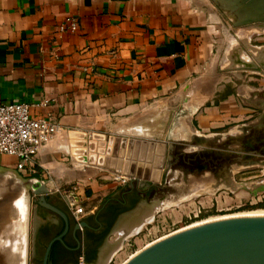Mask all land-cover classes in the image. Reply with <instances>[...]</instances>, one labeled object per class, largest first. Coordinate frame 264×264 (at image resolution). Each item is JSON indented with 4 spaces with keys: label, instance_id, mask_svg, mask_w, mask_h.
<instances>
[{
    "label": "crops",
    "instance_id": "0c3cea01",
    "mask_svg": "<svg viewBox=\"0 0 264 264\" xmlns=\"http://www.w3.org/2000/svg\"><path fill=\"white\" fill-rule=\"evenodd\" d=\"M70 16L79 30L59 31ZM230 20L212 0H0V103L29 102L60 126L35 176L68 215L69 248L56 241L52 250L75 248L92 264H110L153 220L154 193L144 189L164 179L174 146L185 147L177 158L207 152L225 161L227 182L236 155L244 177L264 175V46L249 48V59L243 50L235 70ZM16 163L0 155V164ZM36 200L46 215L38 213L34 251L43 224L45 252L66 222ZM100 224L107 235L90 253Z\"/></svg>",
    "mask_w": 264,
    "mask_h": 264
},
{
    "label": "rangeland",
    "instance_id": "374dc122",
    "mask_svg": "<svg viewBox=\"0 0 264 264\" xmlns=\"http://www.w3.org/2000/svg\"><path fill=\"white\" fill-rule=\"evenodd\" d=\"M230 19L232 20L231 17ZM231 20L230 59L233 60L232 65L234 64L236 70L242 68V62H239L244 56L243 50L246 54L244 59H249L251 58L248 54L249 48H256V45L264 46V24L239 28L232 26ZM184 149L185 147L180 146L171 149L173 157L165 163L164 179L155 185L153 220L139 233L132 235L130 244L116 255L110 264H123L146 246L180 229L213 220L215 217L252 213L264 209V192L259 191L260 187L264 186V175L258 169L254 172L255 177H244L241 157L236 155L234 160L230 157V182H227L224 171L228 164L225 161H210L206 158L210 154L207 152H204L202 160L195 159L193 155L188 159L174 157V154H184L181 153ZM11 166L0 164V176L8 181L7 184L0 186V231L4 224L15 222L17 210L14 201L21 193H25L29 196L30 205L19 233L24 234L28 241V264H39L38 257L43 255L44 239L48 237L43 234V229L40 232L41 242L36 241L34 251L33 234L40 213L35 202L36 196L31 190L28 177H24ZM4 214L6 219L3 220ZM40 214L46 215V211L42 210ZM19 233L14 231L9 237L16 238ZM10 249L11 247L6 248L8 252ZM1 255L2 252L0 262ZM13 255L16 264L20 262L19 252L15 251Z\"/></svg>",
    "mask_w": 264,
    "mask_h": 264
},
{
    "label": "water",
    "instance_id": "95a60500",
    "mask_svg": "<svg viewBox=\"0 0 264 264\" xmlns=\"http://www.w3.org/2000/svg\"><path fill=\"white\" fill-rule=\"evenodd\" d=\"M212 1L221 10L230 14L234 26L264 24V0ZM152 145L156 144L152 143ZM28 181L33 194L37 196V203L57 213L66 222L64 231L50 240L44 252L42 264H53L51 253L54 243L60 241L69 248L64 241V235L69 230L68 215L48 202L46 197L48 188L41 180L31 177ZM259 191L264 192V186H261ZM27 197L28 205L23 216L14 203L17 210L15 222L22 220L23 223L25 220L30 205L29 196ZM4 219H6V214H4ZM7 224H4L0 231L1 261L5 259L0 264H16L13 255L16 251L13 248L15 237H9L13 231L5 229ZM84 225H86L85 221L75 225L74 237L77 240V230ZM11 227L13 228V225L8 228ZM21 235L23 236L19 234L23 251L19 253L21 260L17 264H28V241L24 234ZM7 239L9 243L4 246L3 243ZM7 247H11L9 252L6 250ZM125 264H264V215L222 218L188 227L142 249Z\"/></svg>",
    "mask_w": 264,
    "mask_h": 264
},
{
    "label": "built area",
    "instance_id": "2783aa9c",
    "mask_svg": "<svg viewBox=\"0 0 264 264\" xmlns=\"http://www.w3.org/2000/svg\"><path fill=\"white\" fill-rule=\"evenodd\" d=\"M79 22L75 17H67L59 26L61 32H76ZM60 126L46 116L33 114V105L16 101L0 103V155L17 158L16 169L24 177H35L40 171L38 157L40 151L59 132ZM74 190V189H73ZM70 206L75 215L84 213V207L75 200V194L68 191ZM77 264H91L80 257Z\"/></svg>",
    "mask_w": 264,
    "mask_h": 264
},
{
    "label": "flooded vegetation",
    "instance_id": "af4514ba",
    "mask_svg": "<svg viewBox=\"0 0 264 264\" xmlns=\"http://www.w3.org/2000/svg\"><path fill=\"white\" fill-rule=\"evenodd\" d=\"M145 187H147L146 189H144L145 192L146 191L153 192V193L155 192V187H152L151 185L145 186ZM42 210L43 209H40V212H42ZM117 212L118 210H114L110 214L107 215L108 224H110L114 220ZM47 226L52 227V225L51 226L47 225ZM108 227L109 226H106V225L103 227L102 224H100L98 228H94L95 230H97V233L89 235L90 240L88 244L89 245L88 250L90 251V253L93 251L94 247H97L98 245L103 244V241L108 232ZM43 229H45V227L42 224L39 227L38 236L41 234L40 232H42ZM76 251L77 250H75V248L74 249H67L65 247L56 248V249H53L51 258L53 259L54 264H77L79 257L77 256ZM39 264H42V263H39Z\"/></svg>",
    "mask_w": 264,
    "mask_h": 264
},
{
    "label": "bare ground",
    "instance_id": "6f19581e",
    "mask_svg": "<svg viewBox=\"0 0 264 264\" xmlns=\"http://www.w3.org/2000/svg\"><path fill=\"white\" fill-rule=\"evenodd\" d=\"M254 24H263V23H254ZM250 25H253V24H250ZM241 26H249V25H241ZM241 26H238V27H241ZM156 168V167H155ZM160 168V167H159ZM155 170V169H154ZM158 171V170H157ZM162 172V171H161ZM157 175H159V172H155ZM159 178H160V176H159ZM151 180V179H150ZM160 180V179H159ZM157 181V180H156ZM7 182L8 181H6L5 179H4V177H0V186H3V185H5V184H7ZM16 207L22 212V216H23V214L25 215V213H26V208H27V205H28V197H27V195L25 194V193H21L18 197H17V199H16ZM255 215H264V209H260V210H258V211H254V212H250V213H239L238 215H235V214H233L232 216H226V217H220V218H214L213 220H217V219H222V218H229V217H236V216H255ZM213 220H210V221H213ZM22 220H20V222L19 221H16L15 223H11L12 225H13V228L11 227V228H8L9 226H12L11 224H7V225H5V229H9V230H11V232L13 231H15V232H17L18 231V233H19V231L21 230V228L23 227V223L21 222ZM208 222V221H207ZM205 223V222H204ZM199 224H201V223H199ZM195 225H198V224H195ZM195 225H192V226H195ZM192 226H189V227H192ZM186 228H188V227H186ZM186 228H183V229H180V230H178V231H176V232H179V231H181V230H184V229H186ZM142 229H140L138 232H140ZM137 232V233H138ZM176 232H174V233H176ZM174 233H172V234H174ZM20 234V236H23V235H21V233H19ZM172 234H170V235H172ZM167 236H169V235H167ZM167 236H165V237H167ZM165 237H163V238H165ZM163 238H161V239H163ZM161 239H159V240H161ZM159 240H157V241H159ZM157 241H155V242H157ZM155 242H153L152 244H154ZM9 243V240L7 239L6 241H5V243H3V245L4 246H6V244H8ZM152 244H150V245H152ZM150 245H148V246H150ZM148 246H146V247H148ZM145 247V248H146ZM13 248H14V250H16V251H19V253H22V240H21V237H19V236H17L16 238H15V240H14V243H13ZM144 249V248H143ZM141 251V250H140ZM140 251H138L137 253H139ZM137 253H135L132 257H134ZM132 257H130L128 260H130ZM5 259H2V261H4ZM128 260H126L123 264H125ZM1 261V262H2Z\"/></svg>",
    "mask_w": 264,
    "mask_h": 264
},
{
    "label": "trees",
    "instance_id": "16d2710c",
    "mask_svg": "<svg viewBox=\"0 0 264 264\" xmlns=\"http://www.w3.org/2000/svg\"><path fill=\"white\" fill-rule=\"evenodd\" d=\"M263 206H264V204H263ZM53 251V250H52ZM52 259V258H51Z\"/></svg>",
    "mask_w": 264,
    "mask_h": 264
}]
</instances>
